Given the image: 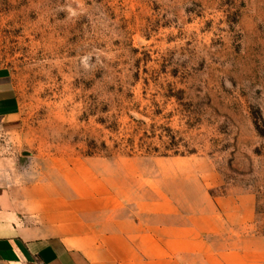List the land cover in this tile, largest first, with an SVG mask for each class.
<instances>
[{
    "label": "rangeland",
    "instance_id": "374dc122",
    "mask_svg": "<svg viewBox=\"0 0 264 264\" xmlns=\"http://www.w3.org/2000/svg\"><path fill=\"white\" fill-rule=\"evenodd\" d=\"M0 63L20 105L0 157L26 179L204 184L251 196L264 235V0H0Z\"/></svg>",
    "mask_w": 264,
    "mask_h": 264
},
{
    "label": "crops",
    "instance_id": "0c3cea01",
    "mask_svg": "<svg viewBox=\"0 0 264 264\" xmlns=\"http://www.w3.org/2000/svg\"><path fill=\"white\" fill-rule=\"evenodd\" d=\"M19 108L0 63V121ZM53 177L30 181L12 158L0 157V264H264L251 196L244 205L213 198L204 184L175 196L156 180L144 196L105 173L101 195L78 197L73 166L64 180Z\"/></svg>",
    "mask_w": 264,
    "mask_h": 264
},
{
    "label": "trees",
    "instance_id": "16d2710c",
    "mask_svg": "<svg viewBox=\"0 0 264 264\" xmlns=\"http://www.w3.org/2000/svg\"><path fill=\"white\" fill-rule=\"evenodd\" d=\"M134 78H136V75H134ZM144 123V122H143ZM116 124V117H114V119L110 122V124L108 125L109 126V129H114V125ZM154 126V124L152 125V127ZM150 130V133L148 134L147 133V129H144L143 130V135L140 136V139L141 140H144V137H151V136H154L155 135V131H154V128L153 129H149ZM132 141V140H131ZM130 141V142H131ZM146 141H143V143H139V146H142V144H145ZM130 144H134V143H130ZM133 146V145H132Z\"/></svg>",
    "mask_w": 264,
    "mask_h": 264
}]
</instances>
